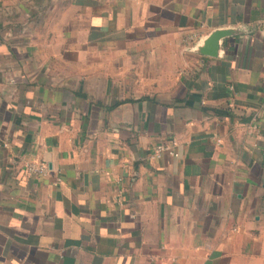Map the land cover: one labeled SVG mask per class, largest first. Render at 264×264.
<instances>
[{
	"label": "crops",
	"instance_id": "obj_1",
	"mask_svg": "<svg viewBox=\"0 0 264 264\" xmlns=\"http://www.w3.org/2000/svg\"><path fill=\"white\" fill-rule=\"evenodd\" d=\"M0 264H264V0H0Z\"/></svg>",
	"mask_w": 264,
	"mask_h": 264
},
{
	"label": "built area",
	"instance_id": "obj_2",
	"mask_svg": "<svg viewBox=\"0 0 264 264\" xmlns=\"http://www.w3.org/2000/svg\"><path fill=\"white\" fill-rule=\"evenodd\" d=\"M198 36H199L198 33H192L188 35L187 40L190 42H193L198 38ZM173 143L175 144L176 141H173ZM169 148H170V145L168 144H165V143L157 144L155 147V151L152 154V157H159L163 153V151H166ZM169 151L170 153H173L175 155L178 154L173 149H170ZM48 170H49V167L45 161H32V162L27 163V171L31 174L45 175L47 174Z\"/></svg>",
	"mask_w": 264,
	"mask_h": 264
},
{
	"label": "water",
	"instance_id": "obj_3",
	"mask_svg": "<svg viewBox=\"0 0 264 264\" xmlns=\"http://www.w3.org/2000/svg\"><path fill=\"white\" fill-rule=\"evenodd\" d=\"M215 37V36H212ZM217 46L212 47L211 49H209V47H206L205 51L208 50L209 52H213L216 49Z\"/></svg>",
	"mask_w": 264,
	"mask_h": 264
}]
</instances>
